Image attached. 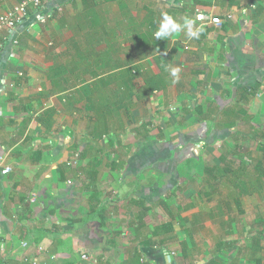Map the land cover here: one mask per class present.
Returning a JSON list of instances; mask_svg holds the SVG:
<instances>
[{"label": "crops", "instance_id": "obj_1", "mask_svg": "<svg viewBox=\"0 0 264 264\" xmlns=\"http://www.w3.org/2000/svg\"><path fill=\"white\" fill-rule=\"evenodd\" d=\"M22 1L0 0V14ZM44 2L51 18L43 25L33 23L28 32L23 27L17 47L7 33L0 38V167L10 169L0 177V264H96L101 258L119 264L131 247L145 264H264L263 224L221 229L223 234L209 227L214 241L207 247L192 242L191 227L200 224L195 219L189 229L173 227L178 241L157 243L161 233L152 240L153 247H146L135 240V210L128 205L131 200L145 202L143 208L149 209H144V218L151 230L158 215H148L153 211L146 191L133 199L123 189L125 209L110 213L119 223H128L119 228L127 236L121 247L110 238V225L99 213L103 189L113 188L118 175L131 178L150 166L155 150L165 145L162 139L180 141L174 148L178 158L191 138L204 144L212 109L222 111L225 122L222 129H209L208 141L217 137L216 130L236 128V116L226 120L228 116L237 114L249 123V106L264 91V0ZM162 13L181 25L185 18L203 15L197 26L203 23L205 30L199 39L179 33L156 40ZM173 67L181 69L178 82L170 74ZM136 69L127 89L143 95L141 100L133 97L125 111L121 77ZM245 90H255L254 95L241 94ZM102 118L108 134L100 139L93 134ZM190 120L196 127L201 123L200 133L192 134L196 139L182 129ZM228 123L233 126L222 127ZM152 140L160 141L152 146ZM134 158L139 162L133 163ZM121 184L123 179L117 187ZM91 188H97L91 199L100 220L96 228H85L66 208ZM232 212L231 206L222 217L233 220L228 217ZM50 216L53 223L42 225ZM113 249L117 255L122 251L117 263L105 252Z\"/></svg>", "mask_w": 264, "mask_h": 264}, {"label": "rangeland", "instance_id": "obj_2", "mask_svg": "<svg viewBox=\"0 0 264 264\" xmlns=\"http://www.w3.org/2000/svg\"><path fill=\"white\" fill-rule=\"evenodd\" d=\"M209 94L211 95V93ZM257 97L258 98L251 103L248 109L251 115L249 123H242L240 116L237 114H233L230 117L228 116L226 120L232 119L233 116H236V128L233 130H216L217 137L208 141L207 134L210 132L209 129H222L220 128V125L225 122V120L223 121L224 118L222 116V111L219 112L216 109H212L211 114L212 116L214 115V117L211 118L212 116H210L209 119H212V122L207 124L208 128L206 129L205 134H202V137L205 138H201V141H203L204 144H199L191 138L188 141L187 147H185L187 149L185 150V154L176 158L174 154L178 151L174 148L177 145L179 146L180 141L173 142L172 139H162V143L165 145L161 146L160 149L155 150V154H158L156 158H154L156 156L154 155L153 160L150 162V166H146L143 171L135 172L131 178L128 177L129 175H127V173H123L120 176L118 175L116 179L112 181L114 185L113 188H110V185L104 188L102 197L103 204L101 206L102 210L99 213L105 216L108 225H110L109 230L112 231L110 238L117 240L121 247L126 245L125 239L127 236L126 234L119 232V228L122 224H124L123 228H126V224H128L126 223L127 220L119 223L116 218L110 216V213H113L115 208L119 207L121 210L125 209L128 200L125 198L127 192L122 194L123 189L128 190V192L131 193V198L134 197L133 199L139 196L142 197L143 191H146L144 196L150 199L153 206V209H151L153 212H148V215H158V222H153L152 225L154 229L169 222L172 223L174 227L179 226L182 230L185 227L189 229L190 222L195 221L194 215L192 214L197 212L198 208L189 211L192 212L191 216L188 215L186 217L183 215L181 216V214H183L185 210L184 205L187 203L190 194L199 190L200 187L198 188L197 186L201 184L205 175V170H208V167L221 168L224 165L222 162L223 160H225L224 162H227L230 159H237L241 154L254 155V149L257 143L260 142V140L264 141V91H262ZM200 99L202 100V98ZM189 102H191V105H194L192 99H190ZM195 104H197V102H195ZM203 110L205 111L206 108ZM192 120H190V124L186 123L187 125L182 126L184 131L188 130L186 135L192 136L194 133H200L198 130L201 128V123L199 122L196 127L195 124H192ZM123 139L124 142H127L125 141V137ZM159 141L160 140H157V144H155V141L152 140L151 145H158ZM128 142L132 144L134 141L128 140ZM137 144L138 142H136V147H138ZM195 144H198L199 147L197 148ZM140 147H143V144ZM194 151H196L197 154H195ZM160 152L163 154H159ZM138 162V159L134 158L133 163ZM120 178L123 179V184L118 188L117 182L121 180ZM219 181H222V179ZM219 188L220 192L217 194V200H206V202L198 209L200 224L195 229H193L195 226L191 227V231L194 230L191 237L192 242L194 241L198 246L202 245L208 247L213 244L214 235L207 229L209 227L218 230L217 234H223L222 231L227 229L238 230L243 228V224H263L264 226V191L249 198H241L239 206H235L233 200H230V206H232L233 212L232 215H229L228 217H232L230 219L233 220H229L225 217L220 218L216 216L218 212L216 210L217 201H227L228 197H230V192L228 190L222 189L221 187ZM93 191L97 192V188L85 189L81 193L80 202L74 203L71 207L66 208L68 216L70 215L75 223L79 225H81L82 222L87 224V227L85 228H90L91 226L96 228V224L100 220L97 213L94 211L95 208H93V205L96 202V200L92 201L91 199ZM223 208L225 210V207ZM18 218H20V216ZM18 220L21 222L23 221L22 219ZM53 221L54 220L51 216L47 217L42 221V225L50 226ZM130 230L131 229H128V231ZM2 239L3 236H1L0 242ZM158 241L162 242L161 244H171L172 241H178V239L177 236L171 237L170 235L164 234L157 239L156 242L158 243ZM105 252L109 258L113 257L116 263L121 259L122 251H119V256L114 249L106 250Z\"/></svg>", "mask_w": 264, "mask_h": 264}, {"label": "trees", "instance_id": "obj_3", "mask_svg": "<svg viewBox=\"0 0 264 264\" xmlns=\"http://www.w3.org/2000/svg\"><path fill=\"white\" fill-rule=\"evenodd\" d=\"M128 71V72H127ZM124 71L125 74L121 77V82L123 84L122 88H124V92L121 93L120 102L124 104L125 107L123 109L130 110L128 106L132 107L133 97H137L138 100H141V94L137 95V92L129 93L128 85L132 84L133 79L137 77L138 70L136 69L134 73L132 71L127 70ZM123 72V73H124ZM136 72V73H135ZM144 79V78H143ZM145 80V79H144ZM148 80V79H147ZM146 81V80H145ZM144 84L148 87L150 84L145 82ZM154 83V80H150ZM243 93L248 96H253L255 90L252 91H242ZM145 94H150V92L144 91ZM152 93V91H151ZM131 104V105H130ZM109 110V109H108ZM200 110V109H199ZM201 112V111H200ZM200 112L198 113L200 115ZM238 112L244 116L245 112L243 109H239ZM128 114V113H127ZM105 118V117H104ZM102 120L98 124V131L94 132L100 139L103 136L108 134L107 127L105 123V119ZM200 120V119H199ZM201 120H205V118L201 117ZM233 124H224L223 128H231ZM143 128V127H141ZM96 139V136L94 137ZM237 149V148H236ZM224 163L223 167H208V170H205L204 178L201 181V184L197 186L199 188L198 191L190 194L187 203H185L184 212H189L191 210L199 209L203 203L207 201H216L217 194L220 192V188L228 190L229 196L227 201L226 200H219L217 201L216 210L217 215L222 217L224 212L231 211V206L229 200H233V202L237 203L241 198L244 197H252L257 195L258 193L264 191V141L258 142L255 148L254 155H244L241 154L240 157L237 159H230ZM222 179V181H219ZM145 205L144 201H137L131 200L129 203L130 208H134V222L131 226H135V240L142 243L146 247H153L152 240L154 238H158L161 233L170 235L171 237L173 234V224L172 223H164L159 227L153 228L152 230L149 228L148 223L144 218V209ZM240 204L238 203L237 206ZM152 206V204H151ZM225 207V210L224 208ZM153 209V206L151 207ZM149 209L146 206V212ZM195 215V219H199L198 217V210ZM155 219V218H154ZM152 222V221H151ZM134 228V227H133ZM145 232V234H142ZM164 245V243L162 244ZM140 253L134 247L128 248L122 257V261L119 264H145L142 263L140 260ZM96 264H111L109 261H104L101 259L97 260Z\"/></svg>", "mask_w": 264, "mask_h": 264}, {"label": "built area", "instance_id": "obj_4", "mask_svg": "<svg viewBox=\"0 0 264 264\" xmlns=\"http://www.w3.org/2000/svg\"><path fill=\"white\" fill-rule=\"evenodd\" d=\"M44 4V0H23L16 7L0 14V38H4L3 34L7 33L13 46L17 47L23 27L28 32L33 23L43 25L51 18V13L43 8ZM211 22L220 25L219 19H212ZM9 173L8 167H0V177L7 176Z\"/></svg>", "mask_w": 264, "mask_h": 264}, {"label": "clouds", "instance_id": "obj_5", "mask_svg": "<svg viewBox=\"0 0 264 264\" xmlns=\"http://www.w3.org/2000/svg\"><path fill=\"white\" fill-rule=\"evenodd\" d=\"M203 15H197L193 18H185L183 25L178 23L175 18L168 13H162V19L159 24L158 30L155 32L154 36L156 40H167V38L173 36L174 34L184 33V35L189 39H199L205 30V25L200 23L197 26V21H203ZM181 69L179 67H173L171 69V75L174 77V82H178L179 73Z\"/></svg>", "mask_w": 264, "mask_h": 264}]
</instances>
